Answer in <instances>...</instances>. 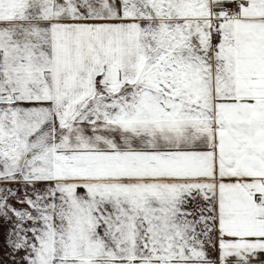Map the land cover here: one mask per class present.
Returning a JSON list of instances; mask_svg holds the SVG:
<instances>
[{
    "label": "snow or ice",
    "instance_id": "1",
    "mask_svg": "<svg viewBox=\"0 0 264 264\" xmlns=\"http://www.w3.org/2000/svg\"><path fill=\"white\" fill-rule=\"evenodd\" d=\"M0 264H264V0H0Z\"/></svg>",
    "mask_w": 264,
    "mask_h": 264
},
{
    "label": "rangeland",
    "instance_id": "2",
    "mask_svg": "<svg viewBox=\"0 0 264 264\" xmlns=\"http://www.w3.org/2000/svg\"><path fill=\"white\" fill-rule=\"evenodd\" d=\"M0 241H2V235H0Z\"/></svg>",
    "mask_w": 264,
    "mask_h": 264
}]
</instances>
